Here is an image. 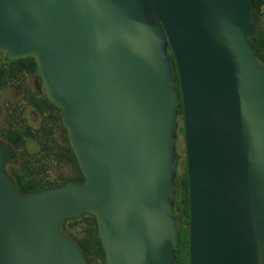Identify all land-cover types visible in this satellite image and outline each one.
<instances>
[{"label": "water", "instance_id": "water-1", "mask_svg": "<svg viewBox=\"0 0 264 264\" xmlns=\"http://www.w3.org/2000/svg\"><path fill=\"white\" fill-rule=\"evenodd\" d=\"M253 9V0H0V51L34 58L84 178L20 195L4 168L14 152L0 142V264H87L60 228L87 213L104 264H175L179 101L188 264H264Z\"/></svg>", "mask_w": 264, "mask_h": 264}, {"label": "trees", "instance_id": "trees-1", "mask_svg": "<svg viewBox=\"0 0 264 264\" xmlns=\"http://www.w3.org/2000/svg\"><path fill=\"white\" fill-rule=\"evenodd\" d=\"M253 1V18L258 26V33L255 37L248 38V41L251 43L255 54L259 56L262 60H264V26L261 24V17L263 11L262 7L264 5V0ZM168 56L173 68L174 81L176 83V91L180 94L174 59L169 48ZM35 69L36 63L34 58L31 56L5 62L3 66H0V81L1 79H3L4 82L6 78L11 77L14 82H16V84L23 87L22 81L24 71L34 72ZM6 71L8 72L7 74H5ZM40 102L41 103L38 104L35 99V103L37 105L38 110L44 115L40 131L43 132L45 138L37 139L36 134H34V136L36 137L37 142L42 147L47 149L48 153L51 152L54 156L58 157V161H67L70 164V169L68 174H59L58 176L53 178H36L31 175L26 176L25 174L19 173L13 165L9 164L7 173L11 176L14 185L20 195H24L28 192L35 190L60 186L67 181H82L84 179L83 175L79 170L78 163L73 153V150L68 142L66 130L61 123L59 107L53 105L44 95L42 99H40ZM175 109L177 111V115H181L182 117V105L180 101L176 104ZM55 126L63 131V142H57L53 139L52 135L54 134ZM11 143L16 148V150H20L21 142L19 139H11ZM37 156L39 157L38 153ZM21 157H23V159L21 160V167L28 170L29 164L31 162H29V159H25L22 154ZM176 163L178 164L177 155ZM32 165V170L34 171H36L37 168L40 166L38 161L32 162ZM175 181L176 190L173 213L176 216V225L179 233L175 245V264H188V194L185 164H183V173H176ZM79 218H83L87 224L82 228L81 226L78 227L82 229V233L79 237L72 235L69 231V229L73 230L77 217L69 219V221L71 222L68 225V230L64 232L71 234V236L77 241L88 264H96V260L98 258L100 260L99 264H104L105 252L99 238L95 216L93 214L87 213L80 215Z\"/></svg>", "mask_w": 264, "mask_h": 264}, {"label": "rangeland", "instance_id": "rangeland-1", "mask_svg": "<svg viewBox=\"0 0 264 264\" xmlns=\"http://www.w3.org/2000/svg\"><path fill=\"white\" fill-rule=\"evenodd\" d=\"M262 17L261 24L264 26V5L262 7ZM3 59V55L0 53V62ZM26 82L28 86L35 92H40L41 82L35 74H27ZM5 118V121L8 120L13 126L19 127L23 130L24 139L20 140V150H14L15 160L11 164L13 165L19 173L25 174L26 176H33L36 178L45 177L53 178L59 174H68L70 169V164L62 161H58V157L54 156L53 153L47 152V149L42 147L36 140L32 138L31 129L38 127L39 116L33 110L32 107L28 106L23 98L22 93L15 85V83L9 84L7 87L0 90V121ZM177 137L175 140L178 164H177V173H183V164L184 162V142H183V130H182V117L178 115L177 117ZM53 139L57 142H63V131L55 127L54 134L52 135ZM37 153L39 157L37 156ZM21 154L25 159H29L28 170L21 167ZM38 161L40 166L36 171L32 170V162ZM9 164L5 165V170L7 172ZM79 226H74L73 230L69 229L70 233L76 237H79L82 233L81 228L86 224V221L83 218H77L75 220ZM67 227V224H66ZM68 230V227H67ZM99 258L96 260V264H99Z\"/></svg>", "mask_w": 264, "mask_h": 264}, {"label": "flooded vegetation", "instance_id": "flooded-vegetation-1", "mask_svg": "<svg viewBox=\"0 0 264 264\" xmlns=\"http://www.w3.org/2000/svg\"><path fill=\"white\" fill-rule=\"evenodd\" d=\"M0 53L3 55V59L1 60L0 62V66H3V64L5 62H8V61H11V60H6L5 57H4V54L0 51ZM36 63V62H35ZM8 72L6 71L5 74H7ZM27 74H35L37 76V78L39 79V81L41 82V78L37 75L36 73V69L34 72H27V71H24L23 73V87L19 86L18 84H16V82H14V80L9 77V78H6L5 81L3 82V79H1L0 81V90L7 87L9 84H12V83H15V85L18 87V89L21 91L22 93V98L24 100V102L33 108V110L36 112V114L39 116V122H38V127L35 128V129H31V133H32V138L34 140H36V137L34 136V134H36L37 136V139H44L45 136L43 134L42 131H40V127L42 125V121H43V118H44V115L42 113H40V111L38 110L37 108V105L35 103V99L37 101V103H41L40 102V99H42L43 95L45 96L44 94V91H43V88H42V82H41V91L40 92H35L34 90H32L28 84H27V80H26V76ZM3 82V83H1ZM56 127V126H55ZM54 127V129H55ZM58 128V127H57ZM60 129V128H58ZM24 134H23V130H21L19 127H15L13 126L8 120L5 121V118H3L1 121H0V142H2L3 144H5L8 148H10L13 152L14 150H16V148L13 146V144L11 143V139H19V140H23L24 139ZM37 141V140H36ZM15 160V152H14V158L13 159H9V160H6L5 163H4V167L6 164H12ZM6 171V170H5ZM9 175V174H8ZM10 176V175H9ZM11 177V176H10ZM12 179V178H11ZM13 181V180H12ZM189 216V215H188ZM79 217V216H78ZM77 217V218H78ZM74 218V217H73ZM71 219V218H69ZM69 219H65L63 221H61L60 223V228L61 230L64 232L67 230V227L69 225V223L71 221H69ZM66 224H67V227H66ZM75 226H79V224L77 222H75L74 224ZM65 233V232H64ZM67 236H70L71 238H73L71 236V234L69 233H65ZM74 239V238H73ZM75 240V239H74ZM76 244L78 245L77 241L75 240ZM79 247V245H78ZM80 248V247H79ZM81 250V249H80ZM82 251V250H81ZM105 252V251H104ZM104 260H105V257H104ZM87 262V261H86ZM88 264V263H87Z\"/></svg>", "mask_w": 264, "mask_h": 264}]
</instances>
